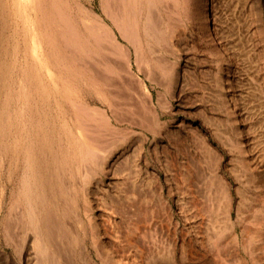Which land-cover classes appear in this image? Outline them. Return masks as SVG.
I'll use <instances>...</instances> for the list:
<instances>
[{"label":"rangeland","instance_id":"1","mask_svg":"<svg viewBox=\"0 0 264 264\" xmlns=\"http://www.w3.org/2000/svg\"><path fill=\"white\" fill-rule=\"evenodd\" d=\"M201 8L0 0V264L57 256L32 241L30 172L58 209L60 264H264V0Z\"/></svg>","mask_w":264,"mask_h":264},{"label":"bare ground","instance_id":"2","mask_svg":"<svg viewBox=\"0 0 264 264\" xmlns=\"http://www.w3.org/2000/svg\"><path fill=\"white\" fill-rule=\"evenodd\" d=\"M119 1V0H118ZM123 1V0H122ZM113 3V2H112ZM124 3V2H123ZM120 4H121V2H120ZM201 5H202V8L199 10V13L198 14H200V17H203V13L205 12V13H208L207 12V0H201ZM120 6H122V5H120ZM58 8H56L57 10V13L59 14V17L60 18H64L63 16L66 14L59 6H57ZM120 8V7H119ZM109 9V8H108ZM122 9V8H121ZM126 9V8H125ZM114 11V10H113ZM127 11V10H126ZM129 11V10H128ZM128 11H127V14H129L128 13ZM131 11V10H130ZM109 13V16L111 17V19H112V21L117 25L116 27H119L118 29L119 30H121L122 31V33H124V35L125 36H127V37H131V38H135V36H138L137 35V33H136V35L135 34H133V33H131V31L129 30V21H130V19H129V21L128 22H126V23H128L127 25L125 24V22H124V17H123V20H121V18L120 17H118V16H120V15H118L117 16V11L115 12H112V9L108 12ZM121 13V12H120ZM130 14H131V12H130ZM133 14V13H132ZM124 15H125V13H124ZM123 15V16H124ZM205 15V14H204ZM65 16H67V15H65ZM98 16V15H97ZM129 16V15H128ZM126 17V16H125ZM66 18V17H65ZM67 18H68V16H67ZM66 18V20H68ZM206 18V17H205ZM128 19V18H127ZM61 20V19H60ZM64 22H65V19H64ZM70 22H71V20H70ZM63 23V22H62ZM61 23V24H62ZM67 23H69V22H67ZM72 23V22H71ZM131 23V22H130ZM73 24V23H72ZM105 24V23H104ZM104 24H102L101 25V27H100V31L98 32V33H100L99 34V37H102V40H103V38H107L111 43H113L114 45L113 46H116V48H118L119 50H120V52H122V50H125V52H127L126 51V49H122L123 48V45H121L120 44V42H118V40L117 39H115V36H113L114 35V33L112 32V30L111 29H109V27L107 26V25H104ZM63 25V27L65 26V23L64 24H62ZM67 25V24H66ZM69 25V24H68ZM68 25H67V27H68ZM92 26V25H91ZM127 26H128V28H127ZM66 27V28H67ZM65 28V29H66ZM72 28H74V27H72ZM94 28V27H93ZM93 28H91V30L93 29ZM97 28V27H96ZM75 29V28H74ZM95 29V28H94ZM130 29H131V27H130ZM64 30V29H63ZM67 30V29H66ZM97 30H99V29H97ZM89 31H90V29H89ZM94 31V30H93ZM93 31H92V33H93ZM121 31H120V33H121ZM132 31H133V29H132ZM136 31V30H135ZM65 33L63 34V36L64 37H67V32L66 31H64ZM71 32V31H70ZM74 32H75V30H74ZM74 32H72V33H74ZM94 32H96V31H94ZM76 33H77V31H76ZM76 33H75V35H76ZM98 33H96V34H98ZM121 33V34H122ZM78 34V33H77ZM96 34H94V35H96ZM70 35H71V33H70ZM74 34H73V36H75ZM69 37L70 36H68L67 38L69 39ZM76 37H78L77 35H76ZM97 37V36H96ZM66 38V39H67ZM72 38V37H71ZM74 38V37H73ZM72 38V39H73ZM98 38V37H97ZM76 39V38H75ZM106 39V40H107ZM74 40V39H73ZM97 40H99V39H97ZM101 40V41H102ZM100 41V40H99ZM104 41V40H103ZM102 41V42H103ZM132 40H130V42H131ZM136 41H137V39H136ZM135 41V42H136ZM73 42H75V41H73ZM107 42V41H106ZM110 42H108V45H109V43ZM138 42H139V40H138ZM135 43H134V40H133V45H134ZM137 44V43H136ZM135 44V45H136ZM75 47H76V45H78V44H76V42H75ZM111 45V44H110ZM134 47V46H133ZM136 47H137V45H136ZM125 48H127V47H125ZM140 48V47H139ZM140 49H137L136 48V51H139ZM135 51V52H136ZM114 52H116V51H114ZM125 52H124V54H125ZM137 53V52H136ZM117 54H118V52H117ZM138 54V53H137ZM140 54V53H139ZM136 55V54H135ZM141 56V55H140ZM129 57V56H128ZM138 57V56H137ZM128 58H127V55H126V58H125V61H128L127 60ZM124 60V59H123ZM125 65V64H124ZM143 86H145V85H143ZM146 89V88H145ZM147 91V90H146ZM145 91V92H146ZM105 116V115H104ZM100 118H101V116H100ZM102 118H104V117H102ZM100 120H102V119H100ZM99 120V121H100ZM107 121V120H106ZM100 122H102V121H100ZM108 125H109V123H107ZM87 126V125H86ZM103 126V125H102ZM106 128H108V127H106ZM85 129V128H84ZM83 129V130H84ZM90 129L91 128H89V131H90ZM87 130V129H86ZM86 130H84V131H86ZM92 132L94 133V131L92 130ZM94 136V135H93ZM89 140V139H88ZM91 141V140H90ZM32 149V148H31ZM89 150H92L91 148L89 149ZM34 152V151H33ZM92 152V151H91ZM119 152V151H118ZM31 153V152H30ZM29 150L27 151V154H25V156H26V158H25V161H26V164L28 165V169H32V167L34 166V163H36L35 162V160L37 159V156L34 158V156L32 155V156H30L29 154ZM36 153H37V151H36ZM113 153V152H112ZM119 154H120V152H119ZM119 154H117V155H119ZM117 155H115V157L117 156ZM108 156H109V159H106V158H104V163L105 164H108L109 162H111L112 160L113 161H115L116 159H113L114 158V155H111V153L109 152V154H108ZM118 157V156H117ZM116 157V158H117ZM36 161H38V160H36ZM41 161V160H40ZM42 162V161H41ZM102 162V161H101ZM38 163V162H37ZM41 165V164H40ZM105 166V165H104ZM103 166V167H104ZM26 168H27V166H26ZM35 169H36V167H34ZM41 169V168H40ZM33 171H35L34 169H32ZM39 170V169H38ZM37 170V171H38ZM43 170V169H42ZM30 171V170H29ZM41 171V170H40ZM39 171V172H40ZM42 175V174H41ZM39 176H40V174L39 173H37V172H30V174L28 175V179H26V180H28L27 181V186L25 185V190L23 189V193L25 194V196H26V199H27V197L29 198L28 199V202L31 204H29L30 206H32V203L31 202H33V204H34V206H35V212H33V213H35V219H34V236H33V243H34V246H35V248L37 249V251L40 253V255H42V254H46L45 252H46V250H47V248L49 247V246H51V247H53V248H55L56 250H57V256L55 255L54 256V260H53V262H54V264H60V262H59V259H60V253H61V250H62V248H61V250H60V248H59V242H57V243H59L58 245H57V243H56V240L57 239H59V237H60V235H59V237H57V233H59L58 232V230H61L62 229V224H60V220H59V215H57V210H55V208L54 209H52V208H50V204H49V200L47 199V193H46V190H45V188H42V186H40L41 185V183H38V178H39ZM41 177V176H40ZM40 179V178H39ZM24 180V179H23ZM39 182H41V181H39ZM43 182H44V178H43ZM24 183H25V180H24ZM43 184V183H42ZM31 186H32V188H31ZM39 186V187H38ZM21 188H23V187H21ZM21 190V189H20ZM22 191V190H21ZM30 195H32L33 196V200H30L31 199V197H30ZM22 196H23V194H22ZM25 196H23V197H25ZM27 202V201H26ZM25 202V203H26ZM27 204V203H26ZM27 206V205H26ZM51 206H54L53 204L51 205ZM27 209H29V207L27 208ZM30 210L31 211H33L32 210V208L30 207ZM26 212H28V214H29V211L27 210ZM62 212V211H61ZM33 213H32V215H33ZM61 214H64V213H61ZM31 214H29V216H30ZM31 218H32V216H30ZM63 217H64V215H63ZM31 218H30V221H31ZM33 220V219H32ZM63 222V221H62ZM31 224V223H30ZM33 224V223H32ZM32 228V227H31ZM64 228V227H63ZM33 229V228H32ZM63 231V233H66L67 232V230H66V232H64V230H62ZM68 234V233H67ZM71 234V233H70ZM64 236V235H63ZM73 236V235H72ZM66 237V236H65ZM69 236L67 235V238H68ZM62 239V238H61ZM73 238L71 237V240H72ZM31 240V239H30ZM68 240V239H67ZM30 242V241H29ZM61 247H63V245L61 246ZM64 249V248H63ZM56 261V262H55Z\"/></svg>","mask_w":264,"mask_h":264}]
</instances>
